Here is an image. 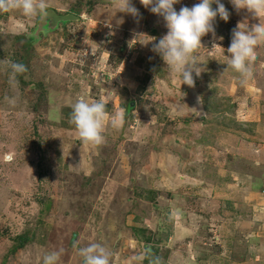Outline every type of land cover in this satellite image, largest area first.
Returning a JSON list of instances; mask_svg holds the SVG:
<instances>
[{
  "label": "rangeland",
  "instance_id": "374dc122",
  "mask_svg": "<svg viewBox=\"0 0 264 264\" xmlns=\"http://www.w3.org/2000/svg\"><path fill=\"white\" fill-rule=\"evenodd\" d=\"M47 2L78 19L35 37L40 17L0 11V264L61 249L58 264H83L90 243L110 264H264V36L243 82L226 57L237 22H264V9L221 0L229 19L201 37L190 87L163 60L154 71L151 45L167 28L140 0L136 17L120 0ZM10 62L27 71L13 77ZM209 95L226 112L206 109ZM78 98L107 103L98 146L70 123Z\"/></svg>",
  "mask_w": 264,
  "mask_h": 264
},
{
  "label": "clouds",
  "instance_id": "9594fccd",
  "mask_svg": "<svg viewBox=\"0 0 264 264\" xmlns=\"http://www.w3.org/2000/svg\"><path fill=\"white\" fill-rule=\"evenodd\" d=\"M235 9H246L253 17L258 10L264 9V0H230ZM149 11L163 18L166 34L151 45V50L157 53L167 68L179 75L181 84L194 86L193 72L200 75L197 65V50L202 47L201 37L214 32L213 20L219 16L222 20L229 19V12L221 0H199L192 7L182 6L179 11L174 5L180 0H140ZM216 7L213 8L212 5ZM20 9L27 17H44L48 13L47 0H0V11ZM118 11L136 17L139 10L132 0H120ZM264 36V22L249 23L247 19L238 21L232 29L231 43L227 48V66L233 69L241 82L249 77L252 65L256 60V46L259 37ZM13 77L27 71L23 63L10 62ZM106 102L102 100L88 102L78 98L71 106L70 123L78 132L77 139L83 143L100 145L104 142L103 129L106 112ZM50 118L55 119L53 114ZM125 122V112H117L111 119V126L119 128ZM63 249L43 255L42 264H58ZM78 254L83 258V264H110L111 253L100 243H90L78 248ZM138 260L142 259L137 257Z\"/></svg>",
  "mask_w": 264,
  "mask_h": 264
},
{
  "label": "trees",
  "instance_id": "16d2710c",
  "mask_svg": "<svg viewBox=\"0 0 264 264\" xmlns=\"http://www.w3.org/2000/svg\"><path fill=\"white\" fill-rule=\"evenodd\" d=\"M90 4H93L94 5V1L90 2ZM213 6H216L215 4H213ZM216 21H217V17L215 18ZM32 38L30 39L31 43H32ZM155 64V67H154V71L157 73H160V74H163L164 73V70L162 68V59L161 57L159 58V61H155L154 62ZM18 77L20 78V74L18 75ZM204 104H205V108L206 109H209L210 111H213L214 113H219L220 111L223 110V112H226L227 110V107L225 106V102H224V99L221 100V98L217 97V96H208V99L207 97H204ZM210 100V102H209ZM126 108L128 107V105L126 104L125 106ZM71 110L70 109V114H71ZM66 113H69V112H66ZM222 115V114H220ZM70 118V116H69ZM224 118H226V116L224 115ZM44 173H40V178H44ZM51 205H52V202L51 201H48L46 203V209H50L51 208ZM13 240L15 241V244L13 245L12 249H11V252L14 253L16 251H18L19 249L21 248H24V246L31 240V237L29 236V233L28 232H24V233H21V234H17L13 237Z\"/></svg>",
  "mask_w": 264,
  "mask_h": 264
},
{
  "label": "water",
  "instance_id": "95a60500",
  "mask_svg": "<svg viewBox=\"0 0 264 264\" xmlns=\"http://www.w3.org/2000/svg\"><path fill=\"white\" fill-rule=\"evenodd\" d=\"M77 19H78V15H76L74 13L59 14V13H57L56 10L49 8L47 15L42 17V18L41 17L39 18L38 27L36 28L37 33H36L35 37L38 36V34L40 33V30L41 31L52 30L58 26L59 22L73 21V20H77ZM32 37H34V36H32Z\"/></svg>",
  "mask_w": 264,
  "mask_h": 264
}]
</instances>
